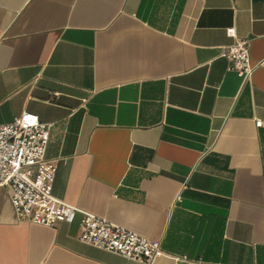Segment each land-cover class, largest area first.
I'll return each instance as SVG.
<instances>
[{
	"label": "crops",
	"instance_id": "crops-1",
	"mask_svg": "<svg viewBox=\"0 0 264 264\" xmlns=\"http://www.w3.org/2000/svg\"><path fill=\"white\" fill-rule=\"evenodd\" d=\"M236 41L264 62V0H0V125H52L79 211L19 222L0 187V264H145L83 244L82 213L160 241L154 264H264V66L229 72Z\"/></svg>",
	"mask_w": 264,
	"mask_h": 264
},
{
	"label": "built area",
	"instance_id": "built-area-1",
	"mask_svg": "<svg viewBox=\"0 0 264 264\" xmlns=\"http://www.w3.org/2000/svg\"><path fill=\"white\" fill-rule=\"evenodd\" d=\"M227 35L236 38L235 29H228ZM221 57L226 60L228 71L243 81L264 66V62L252 65L248 41L223 47ZM262 125V121L256 122L257 128ZM51 128L52 125L42 123L31 113L0 125V187L9 191L19 222L48 228L72 224L79 212L53 196L57 167L46 159ZM82 214L83 244L145 264H154L165 256L160 241H148L90 213Z\"/></svg>",
	"mask_w": 264,
	"mask_h": 264
}]
</instances>
